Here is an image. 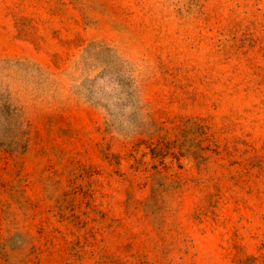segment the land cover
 Returning <instances> with one entry per match:
<instances>
[{
  "label": "rangeland",
  "instance_id": "1",
  "mask_svg": "<svg viewBox=\"0 0 264 264\" xmlns=\"http://www.w3.org/2000/svg\"><path fill=\"white\" fill-rule=\"evenodd\" d=\"M0 264H264V0H0Z\"/></svg>",
  "mask_w": 264,
  "mask_h": 264
}]
</instances>
